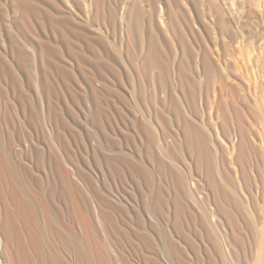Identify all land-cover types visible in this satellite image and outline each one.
Segmentation results:
<instances>
[{"label": "bare ground", "instance_id": "6f19581e", "mask_svg": "<svg viewBox=\"0 0 264 264\" xmlns=\"http://www.w3.org/2000/svg\"><path fill=\"white\" fill-rule=\"evenodd\" d=\"M80 1L82 0H79V2ZM138 1L140 0H137V2ZM137 2L134 0L133 4L127 8L128 10L126 12H124L125 6L123 7V2L120 4L115 3L113 7H111V10L109 8L110 12L107 11L109 12L108 14H110L108 15V19L111 18V20L113 19L114 21L115 18H119L117 20L121 21L119 24L121 23V28L124 30V35H126L128 39V41H126L129 42V46L136 44L135 42H138L136 38H139L138 30H140V23L142 21V5L140 6L141 2L139 4ZM207 2V7H205L206 3L204 4V0H150L152 12L148 19H146L148 30L144 32L141 31L142 41L140 42L141 47L144 48L147 53L146 59H143L144 61L142 64L144 71H148L151 74V94H145L147 96L144 98L148 99L146 101L149 105H152V110L154 109L152 113L154 117H150L154 120L149 118H147L148 120L145 118L141 119L142 122L144 120L146 121L142 123L144 124L143 128L142 125V127L139 125L141 122H135L138 119L132 113L135 109L131 112V119L135 117L136 120H129L130 130H127V133L131 131L132 136L134 135L133 138L135 137V141L131 138V132L124 135L126 132L123 130L124 134H120L122 130L119 129V132L117 128L119 133H115L116 128L114 132L111 124V130L113 131L110 130V134L114 135L115 139H117V143L111 145V142L108 140L109 134L106 133L108 132L106 130L110 122L108 123L109 125L106 123L108 122L106 121L108 116H106L105 108L102 105L103 102L100 99L101 97L99 93L96 92L98 90H93L91 94L86 91H83L84 94L82 93L83 102H81L84 105V109H81L84 111H82V114L85 115L84 119L86 120V116H90L91 121L103 129L105 134L100 130L102 135L105 136L107 134L106 137H108H105L106 139L104 138L106 141L99 140L101 144H98L99 141L98 143L95 142L98 145L96 148V146L94 147L95 143H93L92 137L88 135L91 137V139L89 138V142L91 141L90 145L94 153L91 154V156L95 155L94 157H96L98 161V163L95 162L99 164L101 178L105 180V178L111 174L116 179L124 181L127 185L123 184L122 187L126 185L130 190L129 193H127V189L126 192L124 191V194H130L131 192L132 196H130V194V198L128 195H124L122 190L119 191L122 192L121 194H123V196L119 192V196H115L111 191L112 189L110 190L109 187L107 189L105 188L107 185L105 186L104 180L102 181L105 187L97 188L95 184L94 186L97 189L95 187V189L92 188L93 186L91 189L89 187L90 183L87 182V178L83 179L80 174L81 172L78 173L79 171H76L78 174H73L77 176V179L79 176L81 182V184L78 183L81 187L78 186L76 178L75 182L73 181L72 170L69 168V170L66 169L68 167L66 164L67 162H64L67 166L61 164L65 161L63 157L66 156H60L59 154L55 156L56 152L55 155L53 152V149L59 150L58 152H60V150L66 152L65 148L69 145V143H66L67 141H64L67 139V136H64L66 132H64L65 129L63 130V128L66 127L69 132L74 131L72 130L74 129L73 127L71 129L72 131L67 128V125L70 128V124L67 121H63L66 118L63 117V119H61L63 114L60 115L61 113L57 111L59 104H57V102L55 105L57 107H55L53 105L55 101L52 100L53 93L56 92V86L58 85L56 82L57 80L55 79V81L53 77L59 74L61 78H63L62 76H64L67 69L65 67L67 63L65 62V56L63 54L65 48L62 41L67 45L66 48L71 50L72 53L74 52L75 56H77L78 65L85 73L86 71L93 72L92 69H95L94 72L97 70L98 73L101 72L102 74L108 70L116 71V67H114L111 61L105 59L102 61L101 59L93 64L91 63L92 66H90L83 60L85 56L82 58L84 52L88 54L89 51H91L90 49L93 48L95 43L93 42L91 33L93 34L96 32L93 30L89 33L81 26L82 23L88 22V13L90 9L86 1H83L84 5L82 4L83 6L81 5V8L78 6L79 9L74 7V10H72V6L68 5L69 0H44L39 2L37 0H11L12 11L15 12L16 15L18 14L19 21L22 26L25 27L24 29L28 31L27 34L31 37L29 41L32 40V43L30 42L26 46H28V48L31 47V51L34 55L33 57L37 61V64L35 63L37 68H35V74L32 79V84H34L33 92L35 96L41 100V103H39L42 104V112L40 113H42L43 116H41V118H44L45 124L47 123L50 125V130L47 127L46 129L50 132L48 135L55 148H51L53 151L50 150L52 152L50 155H54V157L52 158V156H49L46 159L42 154L39 155L40 152L38 154V152L34 150L36 144L33 139L24 138L23 143L11 142V144L14 143L11 145V150L13 151V149H15L13 152H18L17 154L13 153L16 155L14 157L11 156L13 154H10L11 152H8L6 149L0 132V264H110L109 260L111 257H113L112 259L115 258L111 260L112 262L117 259V263L127 264L123 256L125 255L124 251L127 252L129 246L125 244V246H123V242L133 247H136L134 245L138 243L136 245H144V248L148 249L145 250L143 248L145 252L139 250L140 252L142 251L141 253L139 252V254H143L141 255L142 264H162L164 261H166L164 262L165 264H238L240 259H242L243 262L240 263V261L239 264L245 262L246 264H264V224L261 227L259 226L261 222L257 224L259 217L262 218V215H264V208L262 207L264 206L262 203L264 201H260V204H262L260 208L262 207L263 210L256 208L257 211L261 210L256 212L258 214L263 211V214L259 215V217L257 216L258 214L255 213L256 217H258V221L255 220V214H252L254 212L248 209V207L247 209L245 208L248 205L252 206V202L250 201L254 198V200L257 201L259 200L258 198H260V200L262 197L264 198L262 188L257 187L260 182L256 178L254 171L253 173L251 171V168L256 167L257 164L259 168L264 165V135L262 134L263 136H261V132H257L258 129L252 130L249 127V120L247 121L249 126H246L247 122H245V115L247 111L245 109L246 112L244 114L243 108L248 109V98L243 96L244 94H241L242 89H240L241 91L239 90V88H243L242 85L245 80L242 79V76H237V71H235L236 68L233 70V66L228 60L226 61L222 56L214 55L212 52L213 50L210 51L211 49H205L208 45L206 46V40H204L205 35H209L208 37L210 38L215 35L216 37H214L219 40V43L222 42L224 44L226 39L234 41V39L238 37L237 34L239 35L245 27L254 26L255 28V26L257 27L258 25L257 23L259 21L262 22L263 19L257 13V0H209ZM97 3L99 4L100 0ZM98 4L97 8L99 5H102ZM125 5L127 4L125 3ZM176 9L179 11L180 20H177L176 22L178 23L175 22V24L173 22V20H175L173 17V20L167 17H169V12L173 13ZM97 13H95V15H97ZM97 16L101 15L99 14ZM4 20L0 12V58L5 60L3 62L5 64L0 63V99H7V102L9 100L12 103L13 97L16 94L18 95L17 98L23 103L26 98L25 95L22 94L24 91L21 92V90H19L18 92L20 82L17 80L18 76L16 78V71L19 69L18 62H20L22 58L21 50L19 51V48L14 46L12 44L13 42L11 43L10 40L7 42L5 31L7 30L8 32L12 25L10 26L8 20ZM3 26L6 30H4L5 28H3ZM249 32L253 34L251 30ZM163 35H166V38L172 35L177 36L179 42L177 45L180 47V55L178 59H176V64L169 70V73L166 70L165 57L163 56V49L167 47L164 40L161 39ZM51 36L52 38L54 37V39H51ZM169 37L166 40L171 42ZM200 38L203 42L205 41V46L202 43L204 48L197 47L200 45H196L197 40ZM58 39L59 41H57ZM127 44L125 43V45ZM135 46L132 51H135ZM170 46L172 47V45ZM126 47L128 48V46ZM25 48L24 50H26ZM129 48L128 50L130 52L131 48ZM208 48H210V44ZM78 52H82L81 55ZM26 53L29 52L26 51ZM132 53L130 54L132 55ZM170 53L174 54L173 52ZM134 55L136 54H133V56ZM173 60L175 61V59ZM232 62L234 63V61ZM29 65L27 67H29ZM25 66L26 65H24V67ZM167 73L170 77L168 79ZM102 76L100 75V77ZM94 77L92 76V79L90 78L89 84L102 83L101 85H103V82L98 78L99 76ZM202 80H205L207 84L218 82L224 86L222 88H228V90L234 94L239 92L240 99L238 100L240 101H238L239 103H236V105L240 104L241 106L235 105V102H237L235 99L237 96L236 94L235 97L233 96L236 100L233 106L239 108L233 107L234 110L232 108V114H227L231 116L228 118L231 121L224 118L225 116L223 117L224 120H221L223 122L220 121V123L224 125L222 126L223 129L221 134L219 133L220 131L217 133L215 130L212 131L211 126V131H209L206 127L207 125L204 124L203 119H201V115L204 113L201 109L203 106L206 107L205 104H203L204 102L201 101L204 97L201 95V91L199 92L203 84ZM137 88H134L136 90L134 93L132 91L133 95H130L132 93L129 95L133 97V101L131 100L132 103L138 106V103L145 101V99L143 98V94V96L141 95V99L144 100H139L141 89L137 91ZM206 90L205 88V91ZM138 92L139 96L135 94ZM206 92L207 94L209 93L208 91ZM134 94L136 96H134ZM207 96L208 95H206V97ZM204 99L206 100V98ZM208 102L206 100V105ZM20 107L22 106L20 105ZM119 108L116 111L118 114L122 111V107ZM20 109L21 108L17 109V116L15 119L18 120L20 126L23 124L24 126L22 127H25V123L27 124L26 120L29 121L28 117L31 118V116H28L27 112L23 109ZM209 109H211V107ZM209 109L207 108V111ZM122 112V116L126 119L128 115H124ZM134 113L137 114L136 112ZM121 114H119L120 117ZM247 114L251 113L247 112ZM58 115H60V117ZM247 116L248 115H246V117ZM140 118L142 117H139V119ZM117 119L116 122L113 121V124L115 123V125H117L123 120L121 119L120 122L117 123ZM126 121H128V119H126ZM126 121L122 122L125 124ZM205 122H208V120ZM209 123H212V121ZM65 124L66 126H64ZM124 124L122 125L124 126ZM46 125L42 124V126ZM126 125L127 124H125L124 129H126V127L129 129ZM120 126L119 128L122 127ZM212 126L214 129H217L215 123ZM27 128L29 127L27 126ZM156 128L160 129L162 132L163 138H161L164 139V141L162 139H160L161 142L159 141L158 135H156L157 133L155 134L154 132L157 130ZM88 132L86 133L88 134ZM117 134H119L118 136H131L129 139L134 142V145L132 144V149H135L132 150V152L130 150L132 156L126 151L127 146H129V142L127 141L128 137H124V139L121 137L116 138ZM64 137L65 139H63ZM78 141L80 140L78 139ZM12 146L14 147L12 148ZM37 147L38 146H36V148ZM49 147L50 143L48 148ZM130 147L128 148L130 149ZM38 148L40 149V147ZM68 148L70 149V147ZM34 151L37 152L35 155L33 153ZM28 152L29 154L32 152L34 157L38 156L39 161L41 160L42 163L40 164L42 165L41 168H37L33 165V162H30L31 158L29 160L30 156L28 157ZM173 152L179 153L180 160L182 159L181 161L183 164L181 168L178 166L179 163H176L177 160L175 161V159H173ZM218 155H222L224 158L221 159V156V158L219 157L221 160L218 159V161L220 160L221 162H216L219 163L220 167H217L218 164L216 165L215 163V159L218 158ZM259 155L263 157V160L260 159L263 161H260L263 163L262 166H260L257 158L255 159V163H258H254L255 166H252L251 162L253 163V159ZM70 158L71 157H69L68 160ZM14 160L19 161L20 164L15 165L16 162L14 163ZM182 168L183 170L181 171ZM259 168L257 169L262 170ZM177 169L180 170H178V173L176 172ZM258 170L256 171L259 172V176L261 175V171ZM34 171H37L36 174H34ZM249 172L251 174H249ZM37 177L40 179V183L42 181L44 185L38 182L39 180H37ZM231 178L234 180L232 182L233 184L230 183L232 181ZM260 178V181H264V173ZM256 179L258 185L256 184ZM93 183L96 182L94 181ZM262 183H260L261 186ZM229 184L232 186L235 184V188ZM254 186L260 188L263 194L260 193L259 195V191L257 194L259 197H257V199V195L251 197L249 195L251 198L249 201L250 204H248V202L246 206H243L242 204H246L249 200L247 195L250 194L252 190L253 192L256 190H254ZM84 187V190H90V195L86 196L87 191L85 192L82 190ZM262 187L264 189V183ZM125 188L123 190H125ZM242 190L247 194H244ZM241 192H243V194ZM87 197H89V199ZM241 197H243V199L246 198L244 199L245 203L242 202L243 200ZM87 199L89 202L91 200L90 205ZM257 201H253V204ZM255 205L257 206L259 203L257 202ZM243 207L248 210L247 213L251 212L249 215H252L253 221L256 222L250 220L249 223H252L248 226L247 224L249 223H247V221L245 222L247 224L244 228L250 227V230L253 228L254 230L256 229V233H254V230H251V233L249 229L245 228L249 230L250 233L248 234H250L251 238H248V235L246 236V232L248 231H245L243 225L240 223V219H243V221H241L243 223L248 217V214L246 216L243 215V213L246 212L242 213V211L245 210ZM240 208L243 209L241 212L239 211ZM121 210L124 211L126 215L130 216L127 217L123 215L124 213L122 214ZM252 210L255 211V208H252ZM240 213L244 217H242V215L240 216ZM131 216L134 219H131ZM250 216L248 218L252 219ZM133 220L137 223L131 228V221ZM129 221L130 224L128 223ZM160 221L168 223L169 226H167L166 223L164 224V228H171L169 231L170 239H167L169 242L165 239L168 246L164 245H167V243H164L162 238L163 241H160L159 244L156 241V246L160 245L161 247V243H164L162 246L165 248L163 249V247H161V250L159 247L157 249L152 248L154 244L151 242H154L155 239L152 241L150 239V237L154 236L151 235V231L154 229L157 230L158 223L161 226L162 222ZM189 224L193 226L195 234H192L195 235V238H192L194 235H190L192 229L190 227L191 230H189V226H191ZM256 225H258L259 228ZM160 226L158 228H160ZM151 228L153 229L151 230ZM156 233L154 234L156 235ZM190 236L195 242H191L193 248L189 244L193 249L192 251L189 249L187 243ZM164 237H166V234ZM102 238H104V240ZM252 238L256 239L254 243L252 242ZM106 242L108 243L106 244ZM109 242L112 244V248ZM149 242L153 244L149 246V248L157 251H149L151 250L147 247L150 244ZM255 242L257 245L254 254L253 244H255ZM121 245L124 250L121 249ZM114 247H116L117 252ZM118 248L123 250V252H118L120 251ZM108 249L109 251L113 249V251H111L115 253L116 257H114L115 255L113 253V255L109 257L111 252H109L108 256ZM146 251H149V253H146ZM160 251L164 253L167 251V256L162 255L164 253ZM158 252L165 258L164 261V258H161L163 261L162 263H160L161 259L158 257L160 253ZM122 253H124L123 256ZM152 253H155V256L158 257L160 262L158 259H154L155 256L150 257L148 255H152ZM136 254V256H139L137 252ZM156 254L159 255L157 256ZM139 257L135 258L139 259ZM136 259L135 261L130 260L131 263H141L140 259V262ZM132 260H134V258H132Z\"/></svg>", "mask_w": 264, "mask_h": 264}, {"label": "rangeland", "instance_id": "374dc122", "mask_svg": "<svg viewBox=\"0 0 264 264\" xmlns=\"http://www.w3.org/2000/svg\"><path fill=\"white\" fill-rule=\"evenodd\" d=\"M38 2L39 1H44V0H37ZM83 1H86V3H87V5L89 6V13H88V22L87 23H82V25L81 26H83V28H84V30H86L87 32H89V33H91L93 30L94 31H96V32H94L93 34L91 33V37H92V39H93V42L95 43L94 45H93V48L92 49H90L91 51H89V53L87 54V53H83V55H82V58H83V60L84 61H86L85 63L86 64H88V65H90V66H92V64L94 63V62H96L97 60H101L102 59V61L105 59V60H107V61H111V63L112 64H114V67H116L115 68V70L116 71H109V73H108V71L107 72H105V73H101V72H99L98 73V71L96 70L95 72H94V70L95 69H92L93 70V72H90V71H86V73H85V71L83 70V69H81L80 67H79V63H78V58H77V56H75V54H74V52L72 53L71 52V50H68L67 48H66V44H65V42L64 41H62L64 44V50H63V54H64V56H65V62L67 63L66 65H65V67L67 68L66 69V71H65V74H64V76H62L63 78H61V75H59L58 74V76L56 75H54V77H53V79L58 83V85L56 86V92H54L53 93V98H52V100H54L55 102V104L53 103V105L55 106L56 105V103L57 104H59L58 105V107L57 106H55V107H57L58 108V113L60 112L61 114L60 115H62V117H61V119H63V117L64 118H66L65 120H63V121H67L69 124H70V128H69V126L67 125V128L68 129H70V131H72V130H74V131H72V132H69V130H67L66 129V127L65 128H63V130L65 129V131L64 132H66V133H64V136L66 137L67 136V139H65V137L63 138V139H65L64 141L68 144L69 143V145H67L66 146V148H68V147H70V149L68 148V149H66L65 148V150H66V152L64 151V150H60V152H58L59 150H55V149H53V144L51 143V138H50V136L48 135L50 132L46 129V127L50 130V125H48L47 123V125L45 124V120H44V118H41V116H43L42 115V113H40V112H42L41 111V107H42V104H39V103H41V100L40 99H38L37 98V96H35V94H34V92H33V90H34V84H32L33 82V77H34V74H35V68H37V61H36V59L33 57L34 55H33V53H32V51H31V47H29L28 48V46H26L27 44H29L31 41H29L30 40V36L27 34V30L26 29H24L25 27L24 26H22V24H21V22L19 21V19H18V14L16 15V13L15 12H13L12 11V5H11V0H0V12H1V14H2V19L4 20V19H6V20H8L9 21V23H10V26H11V29L10 30H8V32H7V30H6V28L3 26V28H5L4 30H6L5 31V34L7 35L6 37H7V42H9V40H10V42L14 45V46H16V47H18L19 48V51L21 52V56H22V58H21V60H20V62H18V65H19V71L17 70L16 71V78H17V76H18V78H17V80H18V82H20V86H19V89H18V92H19V90H21V92L22 91H24V93L22 92V94H24L25 95V98H26V102L24 101L23 103L17 98L18 97V95H14V97H13V100H12V103L8 100V102L4 99L3 100V98L2 99H0V132H1V134H2V140H3V143H4V145H5V147H6V149L8 150V152L10 151L11 153L10 154H17L18 152L16 151V152H13V151H15V149H13V151L11 150V145H13L14 143H12L11 144V142L12 141H14V142H16V143H18V142H20V143H23V139L24 138H30V139H33L34 140V143L36 144V146H38V147H40V149L37 147L36 148V146H35V149L34 150H36L37 152H38V154H39V152H40V154L39 155H41L42 154V156H44V158H48L49 156H52V158L54 157V155H55V152H56V155L55 156H57L58 154L61 156V155H63V156H66V157H63V158H65V161H61L62 163L61 164H64V162L68 165V167L66 168V169H70V170H72V174L74 173V174H78V173H80L81 175H82V177H83V179H86L87 178V182H89L90 184V188L92 187V188H94L95 186V184H96V187L98 188V187H100V188H102V187H105L106 185H107V187H105L106 189L109 187L110 188V190L112 191V193L113 194H115V196H119V193L121 194L122 192H123V194H124V191L126 192V190L128 189V187L126 186L127 184L124 182V181H122V180H119V179H116L115 177H113L111 174L109 175V176H107L106 178H105V180L107 181H105L103 178H101V171H99L100 169H99V164H97L98 163V161H97V159H96V157H94L95 155H92L91 156V154H94L93 152H92V147H91V145H90V142H89V138L91 139V137H92V141H93V143H95V142H97L98 143V141L100 140V141H104L106 138H108V137H106V135L105 136H103L102 135V133H101V131L100 130H102V132H103V129H101V127H99L98 125H96L93 121H91V118H90V116H86V120L84 119L85 117V115L84 114H82L84 111H83V109H84V105H83V100H82V93H83V91H86V92H88L89 94H91L92 92H93V90H98V91H96V92H98L99 93V95H100V99H101V101L103 102L102 103V105L104 106V108H105V113H106V116H108V120L106 119V121H108V122H106L107 124L110 122V125H109V127H107V130L106 131H108V132H106V133H108L109 135V141L111 142V145H114V143L116 144L117 142H116V140L117 139H115V136L114 135H112V134H110L111 132H110V130L113 128V130L116 128V132H115V130H114V132L115 133H117L118 131H117V128H118V130L120 129V130H122L121 132H120V130H119V132H120V134H124V131L123 130H125V134L124 135H126V134H129V132H131V131H128V133H127V130H130V121H132V120H136L135 119V117H133V119H131V117H132V114H131V112L134 114V116H136V118H138L135 122H141L140 124L139 123H137V124H139L140 126L142 125L143 126V128H144V124H142L143 122H142V120L141 119H143V118H145L146 120H148L147 118H149V119H151L150 117H154V114L152 115V113L154 112V109L152 110V105L150 104L149 105V103L146 101V100H148V99H146V98H144V97H146L147 95H145V94H148V95H150L151 94V74L148 72V71H144V67H143V59H146L145 57L147 56V53L145 52V49L144 48H142L141 47V42L140 41H142V34H141V31L142 32H144V31H146V30H148V23H147V21H146V19H148V17H149V15H151L150 13L152 12L151 11V4H150V0H140V1H138L137 2V0H136V2L139 4L140 2H141V4H140V6L142 7V12H141V23H140V30H138V33H139V38H136V39H138L137 41L138 42H135L136 44H133L135 47H136V49H135V51H132L133 50V47L130 45L129 46V42H127L128 41V39H127V37H126V35H124V30L121 28V23L119 24V22H121V21H118L117 19H119V18H115L114 19V21H113V19L111 20V18L110 19H108L109 18V16L108 15H110V14H108L109 12H110V10H111V7H113V5L115 4V3H117V4H120L121 2H123V7L125 6V11L124 12H126L128 9V7L131 5V4H133V2H134V0H100V3L99 4H102L101 6L97 3V2H99V0H82V1H80L79 2V0H69V6H72V10H74V7L75 8H77V9H79L78 8V6L80 7L82 4H83ZM113 1V2H112ZM120 1V2H119ZM133 1V2H132ZM146 1V2H145ZM207 1H209V0H204V4H205V7H207V4H208V2ZM103 2V3H102ZM125 3L127 4V5H125ZM148 3V4H147ZM259 3V4H258ZM97 4L99 5V7L98 8H100V9H98L97 8ZM108 4V5H107ZM84 5V4H83ZM82 5V6H83ZM147 6H149V7H147ZM258 6V7H257ZM81 8V7H80ZM108 8V9H107ZM109 8H110V10H109ZM149 8H150V10H149ZM256 8H257V13H258V15L259 16H261L262 17V22L261 21H259L257 24L259 25H257V27L255 26V28H254V26H252V27H245V29L243 30V31H241V33L238 35L237 34V38L236 39H234V41H230V39L228 40V39H226L225 41H224V44L222 43V42H220L219 43V40L217 39V38H215L216 36L215 35H213L211 38H212V40H211V38L210 37H208L207 35H205L204 36V40H206V46L207 47H205V49H211L210 51H212L213 52V54L214 55H219L220 57L222 56L223 58H225V60L227 61L228 60V62L233 66V70L236 68V70L235 71H237L236 72V74H237V76H242V79H244L245 80V82L243 81V85H242V87L243 88H239V90L240 89H242V91H241V94L243 95V96H246L247 98H248V100H247V98H246V100H247V106H249L248 107V109L247 108H243L244 110V114H245V112L247 111L248 113L250 112L251 114H247V112H246V115H248L247 117H246V115H245V118L247 119H245V122H247L248 120H249V125H248V122H247V127L249 126L252 130H257V132L259 131V133H260V135L261 136H263L264 135V0H257V3H256ZM6 10H8V11H6ZM98 10V11H97ZM177 10V9H176ZM175 10V12H173V13H170L169 12V17H167L168 19L169 18H174L175 20H173V18H172V20H173V22L175 23L177 20L179 21L180 20V17H179V11L177 10L176 11ZM99 11H100V13H99ZM107 11H109V12H107ZM101 15V16H97V15H99L98 13ZM104 12V13H103ZM95 13H97V15H95ZM148 14V15H147ZM172 16H171V15ZM175 14V15H174ZM167 15V16H168ZM16 16V17H15ZM96 16V17H95ZM8 17V18H7ZM103 18V19H102ZM96 19H97V21H96ZM100 19H102V20H100ZM96 23H95V22ZM146 21V22H145ZM4 22H5V20H4ZM176 23H178V22H176ZM175 23V24H176ZM132 24V23H131ZM15 25V26H14ZM84 25H85V27H87V28H85L84 27ZM88 25V26H87ZM104 25V26H103ZM112 25V26H111ZM16 27V28H15ZM120 29H119V28ZM2 28V29H3ZM107 28V29H106ZM113 28V29H112ZM252 28H254V29H252ZM247 29H250L251 30V32H253V34L252 33H250L249 31L250 30H247ZM256 29V30H255ZM4 30H3V32H4ZM12 30V31H11ZM89 30V31H88ZM114 30V31H113ZM254 30V31H253ZM248 31V32H247ZM11 32H13V33H11ZM118 32H120V33H118ZM257 32V33H256ZM25 33V34H24ZM96 33V34H95ZM137 33V34H138ZM249 33V34H248ZM100 34V35H99ZM14 35V36H13ZM17 35H18V38H17ZM164 36V35H163ZM162 36V37H163ZM166 36V35H165ZM161 37V39H163L164 40V42H165V44H166V48L165 49H163L164 51H163V56L165 57L164 58V60H165V66H166V70L168 71V73H169V70L171 69V67H173V65H175L176 64V59H178V57H179V55H180V47H179V45H177V44H179V42H178V37L177 36H175V35H172V36H168L170 39V41L171 42H169L168 40H166V39H168V37L166 38V37ZM174 36V37H173ZM215 36V37H214ZM50 37V36H49ZM97 37V38H96ZM138 37V36H137ZM213 37H214V39H213ZM16 38V39H15ZM6 39V38H5ZM24 39V40H23ZM51 39H54V37L52 38V36H51ZM100 39V40H99ZM172 39V40H171ZM201 39V38H200ZM197 40V43H196V45H200V46H197V47H201V48H204V46H205V43L203 42V40L201 39V40ZM208 39V40H207ZM20 40V41H19ZM95 40V41H94ZM127 40V41H126ZM217 42H216V41ZM57 41H59V39L57 40ZM61 41V40H60ZM102 41V42H101ZM173 41H174V43H173ZM189 41H191V40H189ZM21 44H20V43ZM27 42V43H26ZM19 43V44H18ZM32 43V42H31ZM125 43L127 44V45H125ZM202 43H203V45H202ZM23 44H24V46H23ZM99 44V45H98ZM209 44H210V48H208L209 47ZM214 44V45H213ZM217 44V45H216ZM222 44V45H221ZM21 45V46H20ZM170 45H172V47L170 46ZM1 46V45H0ZM126 46H128V48L130 47H132L130 50V52H129V50H128V48L126 47ZM170 46V47H169ZM194 46H195V44H194ZM224 46V47H223ZM26 47V48H25ZM127 48V50H128V52H127V50H126V48ZM141 47V48H140ZM24 48L26 49V50H24ZM97 48V49H96ZM174 48V49H173ZM172 49V50H171ZM178 51H176V50ZM175 50V51H174ZM26 51H28L29 53H26ZM31 51V52H30ZM108 54H107V53ZM133 52V53H132ZM135 52V53H134ZM141 52V53H140ZM170 52H173L174 54H172V53H170ZM25 53V54H24ZM78 53H80V55H81V53L82 52H78ZM130 53H132V55L130 54ZM140 53V54H139ZM167 55H166V54ZM177 53V54H176ZM217 53V54H216ZM219 53V54H218ZM74 54V55H73ZM106 54V55H105ZM127 54V55H126ZM133 54H136V55H134L133 56ZM146 54V55H145ZM223 54V55H222ZM100 55V56H99ZM126 55V56H125ZM144 57H143V56ZM171 55V56H170ZM25 56V57H24ZM229 56V57H228ZM140 57H141V60H142V62H141V60H140ZM169 57V58H168ZM177 57V58H176ZM34 58L35 59V62H34V59H33V62H32V59ZM76 58V59H75ZM88 58V59H87ZM168 58V59H167ZM1 59V58H0ZM173 59H175V61L173 60ZM232 59V60H231ZM87 60H89V61H87ZM118 60H121V61H118ZM169 60V61H168ZM172 60V61H171ZM1 62L0 63H3L5 60L4 59H1L0 60ZM117 61V62H116ZM232 61H234V63L232 62ZM77 62V63H76ZM88 62V63H87ZM119 62V63H118ZM232 62V63H231ZM36 63V64H35ZM92 63V64H91ZM3 64H5V63H3ZM30 64V65H29ZM70 64V65H69ZM75 64V65H74ZM77 64V65H76ZM122 64V65H121ZM137 64V65H136ZM167 64V65H166ZM24 65H26L25 67H24ZM29 65V67H27ZM72 65V66H71ZM124 65V66H123ZM141 65H142V67H141ZM168 65H169V67H168ZM172 65V66H171ZM35 66V67H34ZM235 66V67H234ZM74 67V68H73ZM79 67V68H78ZM125 69H124V68ZM26 71H25V70ZM251 69V70H250ZM28 70V71H27ZM32 70V71H31ZM71 70V71H70ZM73 70V71H72ZM80 70H81V72H80ZM120 70V71H119ZM137 70V71H136ZM250 70V71H249ZM255 71V72H253V71ZM118 71V72H117ZM143 71V72H142ZM80 72V73H79ZM88 72H90V73H88ZM138 72V73H137ZM167 73V79L168 78H170L169 77V74ZM254 75H252V74ZM259 73V74H258ZM93 74H95V75H93ZM98 74V75H97ZM117 76H116V75ZM139 74V75H138ZM68 75V76H67ZM100 75L102 76V77H100ZM114 75V76H113ZM145 75V76H144ZM12 76V75H11ZM10 76V77H11ZM66 76V77H65ZM71 76V77H70ZM86 76V77H85ZM93 76H99L98 78L101 80V82H103V85H105V86H103V85H101L100 83H96V84H94L93 83V85H91V84H89V81L92 79L91 77ZM107 76V77H106ZM258 76V77H257ZM13 77V76H12ZM85 77V78H84ZM91 79H90V78ZM141 78V80H140V78ZM95 78V77H94ZM102 78V79H101ZM62 81H61V80ZM73 79V80H72ZM89 79V80H88ZM138 79V80H137ZM21 80V81H20ZM65 80V81H64ZM75 80V81H74ZM74 81V82H73ZM111 81V82H110ZM119 83H118V82ZM138 81V82H137ZM63 82H65V83H63ZM80 82V83H79ZM141 82V83H140ZM202 87H201V89H199V92L201 91V95L204 97V98H206V100H207V102H208V104L206 105V100L203 98V100L201 99V101L202 102H204L203 104H205V106L206 107H204L203 106V108L201 109L204 113H202V118L201 119H203V121H204V124H206L207 126V128H208V130L209 131H213V130H215L216 131V133L217 132H219L220 134H221V131H222V126H224V125H222L223 123H220V121L221 120H224L223 119V117L224 118H226V119H228L229 117H231V116H229V115H231L232 113L231 112H233V110H234V108H237V107H235V106H233L234 104V102L237 100V102H235V105H236V103L238 104L239 102L238 101H240V100H238V99H240V96H239V92L237 93H232L230 90H228V88H222V87H224V86H222L220 83H218V82H215V83H209V84H207L206 82H205V80H202ZM206 83V84H205ZM32 84V85H31ZM245 84V85H244ZM72 85V86H71ZM77 85H78V87H77ZM95 85V86H94ZM139 85H141V86H139ZM142 85H143V87H142ZM221 85V86H220ZM66 86V87H65ZM90 86H92V87H90ZM211 86V87H210ZM220 86V87H219ZM33 87V88H32ZM72 87V88H71ZM93 87H94V89H93ZM104 89H102V88ZM109 87V88H108ZM138 87V88H137ZM140 87V88H139ZM142 87V88H141ZM240 87V86H239ZM59 88V89H58ZM137 88V91H139V89H141L140 91H141V93L139 94V92L138 93H135V94H137V96H139L140 98H139V100L142 98V96H143V94H144V96H143V98L145 99V101H146V103H145V101H142V100H144V99H141L140 101H142L141 103H138L139 105L137 106V105H135V104H133L132 103V101H133V97L131 96L130 97V95H133V93H134V91H136L135 89ZM148 88V89H147ZM204 88V89H203ZM205 88L207 89L206 91H208L209 93L207 94V92L205 91ZM75 91H74V90ZM107 91H106V90ZM72 90V91H71ZM90 90H91V92H90ZM148 90H149V92H148ZM210 90H212V91H210ZM225 90V91H224ZM110 91V92H109ZM129 91V92H128ZM132 91H133V93H132ZM203 91V92H202ZM143 92V93H142ZM121 93V94H120ZM130 93H132V94H130ZM28 96H27V95ZM84 94V93H83ZM104 94V95H103ZM109 94V95H108ZM118 94V95H117ZM120 94V95H119ZM130 94V95H129ZM134 94V96H136ZM139 94V95H138ZM236 94H237V96H236ZM102 95V96H101ZM119 96V97H117V96ZM142 95V96H141ZM205 95V96H204ZM206 95H208L207 97H206ZM201 96V97H202ZM214 96V97H213ZM235 97V99H234V97ZM106 97H108V98H106ZM150 97V96H149ZM233 99H232V98ZM15 98V99H14ZM77 98V99H76ZM113 98V99H112ZM132 98V99H131ZM210 98V99H209ZM18 99V100H17ZM79 99V100H78ZM112 99V100H111ZM77 100V101H76ZM127 100H129V101H127ZM132 100V101H131ZM210 100H211V102H210ZM40 101V102H39ZM82 101V102H81ZM122 101V102H121ZM123 101H124V104H123ZM233 101V102H232ZM11 104H10V103ZM19 102H21V103H19ZM143 102H144V104H143ZM4 103V104H3ZM25 103V104H24ZM82 103V104H81ZM106 103V104H105ZM112 103H113V105H112ZM212 103V104H211ZM14 105V107H13V105ZM16 104V105H15ZM19 104V105H18ZM30 104V105H29ZM78 104V105H77ZM130 104V105H129ZM5 105H6V107H5ZM11 106V108H10V106ZM20 105L22 106V107H20ZM148 105V106H147ZM209 105V106H208ZM211 105V106H210ZM4 106V107H3ZM94 106V105H93ZM93 106H92V109H93ZM113 106V107H112ZM122 107L121 109H122V111H120V113L119 114H121V112L125 115H128V117H130V118H128L127 116H126V119H128V121H126V119L124 118V116H122V114H121V117H120V115L116 112L117 110H118V108L119 107ZM127 106H129V107H127ZM208 106V107H207ZM236 106H241L240 104L239 105H236ZM60 107V108H59ZM69 107H70V109H69ZM114 107H116V108H114ZM146 107V108H145ZM211 107V109H209ZM234 107V108H233ZM238 107V108H239ZM18 108H21V109H23L25 112H27V114H28V116H31V118L30 117H28L29 118V121L28 120H26L27 121V124L25 123V127H22V126H24L23 124H21V126H20V124L18 123V120L17 119H15V117L17 116L16 114H17V109ZM25 108V109H24ZM81 108H83V109H81ZM125 108V109H124ZM147 108H148V110H147ZM207 108L209 109L208 111H207ZM232 108H233V110H232ZM237 108V109H238ZM15 109V110H14ZM20 109V110H21ZM73 109V110H72ZM120 109V108H119ZM242 109V108H241ZM245 109H246V111H245ZM4 110V111H3ZM9 110V111H8ZM29 110V111H28ZM125 110V111H124ZM146 110H147V112H146ZM232 110V111H231ZM249 110V111H248ZM6 111V112H5ZM14 111V112H13ZM35 111V112H34ZM70 111V112H69ZM83 111V112H82ZM228 111H229V113H228ZM253 113H252V112ZM119 112V111H118ZM125 112V113H124ZM134 112H136L137 114H135ZM158 112V111H157ZM160 112V111H159ZM211 112V113H210ZM221 112V113H220ZM13 113V114H12ZM21 113H22V111H21ZM130 113V114H129ZM147 113V114H146ZM149 113V114H148ZM208 113V114H207ZM36 114H37V116H36ZM112 114V115H111ZM204 114V115H203ZM218 114V115H217ZM227 114H229V115H227ZM5 115V116H4ZM60 115H58L59 117H60ZM117 115V116H116ZM210 115V116H209ZM255 115V116H254ZM68 116V117H67ZM112 116V117H111ZM138 116V117H137ZM206 116H208V117H206ZM226 116H228V117H226ZM115 117V118H114ZM119 117H120V120L121 119H123V120H121V122L123 121H126L125 122V124H127L126 126H128L129 127V129H127V127H126V129H124L125 128V124L122 122H120V120H119ZM139 117H142V118H140L139 119ZM32 118H33V120H32ZM118 118V119H117ZM207 118V119H206ZM211 119V120H209V119ZM218 118V119H217ZM113 119V120H112ZM116 119L118 120L117 121V123L118 122H120V123H116L117 125H115V123L113 124V121H115L116 122ZM153 119V118H152ZM151 119V120H152ZM213 119V120H212ZM44 120V121H43ZM110 120V121H109ZM130 120V121H129ZM139 120V121H138ZM154 120V119H153ZM208 120V122H205V121H207ZM229 121H231L230 119H228ZM41 121H42V123H41ZM210 121H212V123H209ZM216 121H217V123H216ZM8 122V123H7ZM128 122V123H127ZM146 122V121H145ZM215 123V127L218 129H214V127L212 126L214 123ZM221 122H223V121H221ZM208 123V124H207ZM251 123V124H250ZM253 123V124H252ZM42 124L43 125H46V126H42ZM64 124V123H63ZM111 124H112V128H111ZM122 124H124V126L122 125ZM210 124V125H209ZM212 124V125H211ZM31 125V126H30ZM122 127H121V126ZM218 125V126H217ZM221 125V126H220ZM27 126L29 127V128H27ZM64 126H66V124L64 125ZM119 126L122 128H119ZM141 126V127H142ZM210 126L213 128H211V130H210ZM253 126V127H252ZM44 127V128H43ZM72 127L74 128V129H72ZM9 128V129H8ZM221 128V129H220ZM250 128H248V129H250ZM7 129V130H6ZM28 130V131H26V130ZM45 129V130H44ZM72 129V130H71ZM157 129V128H156ZM155 129V130H156ZM250 129V130H251ZM6 130V131H5ZM9 130V131H8ZM25 130V131H24ZM68 132H67V131ZM93 130V131H92ZM113 130H111V131H113ZM36 131V132H35ZM76 131H78V132H76ZM89 131V132H88ZM159 131V132H158ZM86 132H88V134L86 133ZM113 132V133H114ZM118 132V133H119ZM155 132V134L156 135H158L157 137H158V139H159V141L161 142V140L160 139H162L163 137H162V132L160 131V129H157L156 131H154ZM263 132V133H262ZM27 133V134H26ZM104 133V132H103ZM255 133V132H254ZM105 134V133H104ZM131 134V136H132V132L130 133ZM258 134V133H257ZM263 134V135H262ZM25 135V136H24ZM37 135V136H36ZM78 135H79V138H78ZM88 135H90V136H88ZM94 135V136H93ZM119 134H117V137L116 138H119V137H121V138H123L124 139V137H128V135L127 136H124V135H120V136H118ZM259 135V134H258ZM8 136V137H7ZM114 136V137H113ZM123 136V137H122ZM131 136H129L127 139V141L129 142V146H127V148H126V151L127 152H129L130 154H131V152H132V150H135V149H132L133 148V143L134 142H132L129 138L131 137ZM134 136V135H133ZM133 136L131 137L132 139H133V141H135V137L133 138ZM37 137V138H36ZM106 137V138H105ZM113 137V138H112ZM160 137V138H159ZM162 137V138H161ZM36 138V139H35ZM49 138V139H48ZM83 138V139H82ZM105 138V139H104ZM121 138H120V140H121ZM263 138H264V136H263ZM10 139H12V140H10ZM78 139L80 140V141H78ZM103 139V140H102ZM111 139V140H110ZM36 140V141H35ZM38 140V141H37ZM95 140V141H94ZM163 141H164V139H162ZM99 141V143L98 144H101V142ZM106 141V140H105ZM6 142V143H5ZM110 142H108V143H110ZM132 142V143H131ZM49 143H50V147L48 148V146H49ZM81 143V144H80ZM97 143H95L94 144V147L96 146V148H97ZM10 144V145H9ZM102 144H103V142H102ZM133 144V145H132ZM10 147H9V146ZM15 146V145H14ZM14 146H12V148L14 147ZM85 146V147H84ZM131 146V147H130ZM128 147H130V149L128 148ZM10 148V149H9ZM54 150H52V149ZM55 148V147H54ZM134 148H135V146H134ZM72 149V150H71ZM39 150V151H38ZM50 150H52L53 152H54V155H50V154H52V152L50 151ZM130 150H131V152H130ZM36 151H34L33 153H34V155H35V153H37ZM61 151H64V152H61ZM97 151V150H96ZM51 152V153H50ZM58 152V153H57ZM33 153L32 152H30V154H29V152H28V157H29V160H30V158H31V160H30V162H33V165H35L37 168H41V166L42 165H40V164H42L41 163V160L39 161V158H38V156H35L34 157V155H33ZM48 153V154H47ZM177 153L178 152H173V155H172V157H173V159H175V161H176V163H179L178 164V166H180V168H181V165H183L182 164V159L180 160V155H179V153H178V155H177ZM11 155V156H16V155ZM65 154V155H64ZM129 154V155H130ZM32 156V157H31ZM68 156V157H67ZM130 156H132V154L130 155ZM177 156H179V157H177ZM221 156L222 155H218L216 158L217 159H215V163L216 162H221L220 160L221 159H224L223 158V156H222V158H221ZM260 156V155H259ZM256 156L253 160V163L251 162V165L253 166H255V164H257L258 162L260 163V166H262V164L264 163L263 161V157L262 156ZM37 157V158H36ZM59 157V156H58ZM69 157H71L69 160H68V158ZM176 157V158H175ZM221 159H220V158ZM51 158V157H50ZM61 158V157H60ZM257 158V160H259L257 163H255L256 162V159ZM14 159V158H13ZM12 159V160H13ZM62 159V158H61ZM60 159V160H61ZM218 159H220L219 161H218ZM260 159H262V160H260ZM37 160V161H36ZM63 160V159H62ZM70 161V162H69ZM74 161V162H73ZM97 163H96V162ZM260 161H262L263 163H261ZM14 163H15V165L16 164H20L19 163V161H16V160H14L13 161ZM72 162H73V164H72ZM181 162V163H180ZM70 163V164H69ZM255 163V164H254ZM77 165V166H75V165ZM218 164V165H217ZM65 165V164H64ZM67 165H65V166H67ZM216 165H217V167L219 166V163H216ZM221 165V164H220ZM18 166V165H17ZM64 166V167H65ZM259 165L257 164L256 165V167L257 168H259L258 167ZM264 166V165H263ZM260 167L263 171H264V167ZM77 167V168H76ZM183 167V166H182ZM220 167V166H219ZM256 167H252L251 168V171H252V173H253V171H254V174H255V176H256V178L258 179V181L260 182V183H264V181L263 180H261L260 181V177L262 176V174L264 173L262 170H258ZM72 168V169H71ZM184 168V167H183ZM183 168L181 169V171L183 170ZM254 168V169H253ZM259 168V169H260ZM68 169V170H69ZM74 169V170H73ZM258 170V171H261V175H259L258 176V173L259 172H257L256 170ZM179 169H177V173L180 171H178ZM192 170H194V169H192ZM75 171V172H74ZM78 173H77V172ZM35 173L34 174H36V172L37 171H34ZM85 172V173H84ZM257 172V173H256ZM74 174L72 175L73 177V181L75 182V178H76V183H77V185L78 186H80L79 184H81V182H80V179H79V176H78V179H77V176L75 175L74 176ZM79 174V175H80ZM176 174V173H175ZM249 174H251L250 172H249ZM84 175V176H83ZM95 175V176H94ZM100 175V176H99ZM87 176V177H86ZM97 177V178H96ZM92 179V180H91ZM112 179H114V180H112ZM232 179V178H231ZM257 179H256V184L258 185V181H257ZM37 180H39L38 182L40 183V179H38V177H37ZM102 180H104V182H105V186H104V183H103V181ZM79 181V182H78ZM96 182V183H93V182ZM115 181V182H114ZM231 181V180H230ZM234 180L232 179V181L230 182L231 184H233L232 182H233ZM102 182V183H101ZM79 183V184H78ZM119 183V184H118ZM235 183V182H234ZM259 183V185L257 186V187H260V188H262V190H263V193H264V189H263V183H262V186H261V184ZM40 184H43V182L41 181V183ZM100 184H101V186H100ZM121 184V185H120ZM123 184H126L124 187H122L123 186ZM231 184H229L230 186H232ZM44 185V184H43ZM43 185H42V187H43ZM99 185V186H98ZM103 185V186H102ZM109 185V186H108ZM115 185H116V187H115ZM122 188H121V187ZM234 186H235V184H234ZM234 186H232V187H234ZM81 187V186H80ZM95 187V188H96ZM120 187V188H119ZM125 187H127V188H125ZM231 187V188H232ZM255 188H254V192H253V190L250 192V194H248L247 196L249 197V195H250V197L251 196H256L257 194H258V192L260 191V188H257L256 186H254ZM91 188V189H92ZM94 188V189H95ZM96 188V189H97ZM99 188V189H100ZM118 189V191H117V189ZM125 188V190H123ZM235 188V187H234ZM45 189V188H44ZM85 189V187L84 188H82V190H84ZM89 190V189H88ZM115 190V191H114ZM122 190V192H120V191ZM85 192L87 191V190H84ZM90 191V190H89ZM89 191H87V193H86V196H88V195H90V192ZM117 191V192H116ZM129 189H128V191H127V193H129ZM242 191H244V190H242ZM84 192V193H85ZM88 192H89V194H88ZM119 192V193H118ZM253 192V194L251 195V193ZM83 193V192H82ZM117 193H118V195H117ZM124 194V195H128V197H130V196H132V194H131V192H130V194ZM242 194H243V192H241ZM247 193H248V189H247ZM247 193H245V191H244V194H247ZM255 193V194H254ZM260 193H261V191L259 192V195H260ZM263 193H261V194H263ZM123 194H121L122 196H123ZM130 195V196H129ZM259 195H257L256 196V199H257V197H259ZM264 195V194H263ZM242 196V195H241ZM262 196V195H261ZM260 196V197H261ZM246 197V196H245ZM248 197H247V199H248ZM249 197V200L246 202V204H242L243 206L245 205H247V203L251 200V198ZM88 199H89V197H87ZM131 198V197H130ZM88 199H87V201H88ZM241 199L243 200L242 202H244L245 203V200L244 199H246V198H244L243 199V197H241ZM253 199V198H252ZM255 199V198H254ZM252 200V201H250V202H252V206L251 205H248V206H246L245 208L247 209V207H248V209H250L251 211H253L254 213H252V214H255L256 212H259V211H261V210H263L262 209V207L264 208V206H262V204H260V201H264V198L262 197V199L260 200V198H258L259 200L257 201V200ZM140 200V199H139ZM141 200H142V198H141ZM253 201H257L258 203H259V205H255V204H257V202H255L254 204H253ZM250 202L248 203V204H250ZM88 203H89V205L91 204V200H90V202L88 201ZM263 203V205H264V202H262ZM251 206V207H250ZM260 206H262L261 208H260ZM244 208V207H243ZM244 208V209H245ZM252 208L254 209L255 208V211L254 210H252ZM256 208H259V209H261V210H259V211H257V209ZM241 209V208H240ZM239 209V211L241 212L243 209H241L240 210ZM244 210V211H242V213L243 212H245V213H243V215L244 216H246L247 214V216L249 217L250 215H249V213H251V212H249V213H247L248 212V210ZM91 210V209H90ZM122 211V210H121ZM264 211V210H263ZM263 211H262V213L260 212L259 214L258 213H256V214H258L257 216L259 217V215H261V214H263ZM124 213V211H122V214ZM256 214H255V220H257L258 221V217H256ZM123 215H126L125 213L123 214ZM242 214L240 213V216H241ZM242 215V217H244ZM127 217H129L128 215H126ZM252 216V215H251ZM250 216V217H251ZM263 216L264 215H262V218H263ZM247 217V219L246 220H244V224L241 222V221H243V219H240V223L243 225V228H244V226L247 224V223H249L250 222V220H252V222H255V221H253L254 219L252 218V219H250V218H248ZM125 218V217H124ZM131 219H134V218H132V216L130 217ZM246 218V217H245ZM262 218H260L259 217V221L257 222V224H259V222H261V224H259V226L261 227L263 224H264V218H263V220H262ZM249 220V221H248ZM261 220V221H260ZM247 221V223H245ZM160 222H162L161 223V226H160V224L158 223V227L160 226V228H158L157 226H155V227H157L156 229L157 230H152L153 228H151V235H154V236H152V237H150V239H151V241L152 240H154V242L152 241L151 243H153V244H151L150 242V244L147 246L148 248H149V246H152V248H154V249H157L158 247H159V249L161 248V247H163V249L165 248L164 246H162L164 243H167L166 242V240L169 238V236H170V234H169V231L171 230V228L170 227H165L164 228V224H166V223H163V221H160ZM165 222V221H164ZM251 222V223H252ZM129 224H130V221L128 222ZM131 228L137 223H135V221L133 220V221H131ZM251 223H249V224H247V226L248 225H251ZM256 223V222H255ZM192 224V223H191ZM191 224H189V225H191ZM155 225V224H154ZM193 225V224H192ZM189 226V230H191L192 229V232H190V235H194L195 234V231L193 230V226ZM153 226V225H152ZM151 226V227H152ZM167 226H169L168 225V223H167ZM258 228H259V226L258 225H256ZM130 227V226H129ZM190 227H191V229H190ZM163 229V233H162V229ZM168 228H169V230H168ZM245 228H247V229H249L250 230V227L248 228V227H245ZM244 228V229H245ZM251 228H253V227H251ZM167 230V231H166ZM249 230H246L245 229V231H248V232H246L247 234H246V236L249 238L250 237V234H248V233H250L251 232V230H254V228L253 229H251L250 230V232H249ZM256 230V229H255ZM254 230V231H255ZM156 231H157V233H156ZM166 231V232H165ZM253 231V232H254ZM156 233V235L154 234V233ZM168 232V233H167ZM161 233V234H160ZM166 234V237H164L165 236V234ZM192 233H194V234H192ZM252 233V232H251ZM254 233H256V231L254 232ZM168 234V235H167ZM161 235V236H160ZM253 235H255V234H253ZM253 235H251L252 237H254ZM158 236H160V237H158ZM102 237V236H101ZM157 238H160V239H157ZM164 240H162V239ZM192 238H195V235H194V237L192 236ZM191 238V236H190V239H189V241L187 242L188 243V247H189V249H191V251L193 250L192 248H193V246H192V244H191V242H193V243H195L194 242V239H192ZM251 238V237H250ZM103 240H104V238H102ZM166 239V240H165ZM170 239V238H169ZM255 238H252V242L254 243V241H256V239L254 240ZM191 240H193V241H191ZM156 241H157V243L159 244L160 243V241L162 242H164V243H161L162 245H161V247H160V245H158V246H156ZM168 242H169V240H167ZM123 242V241H122ZM121 242V243H122ZM108 242H106V244H107ZM109 244H110V242H109ZM129 246V249H127V252L126 251H124L125 252V255L123 256V254L124 253H122V256H123V259L126 261V263L127 264H129V262H130V264H132L131 263V261H135V257H139V259H140V261H141V263H139V264H142V257H141V255H143V254H139V250H142V251H144L145 252V250H148V249H145L144 248V245H136V244H138V243H134L135 245L134 246H136V247H133L132 245H127L125 242H123V246ZM189 244H190V246L192 247H190L189 246ZM111 245V248L113 247L112 246V244H110ZM109 245V246H110ZM122 245H121V247H122ZM165 246H168V243H167V245L166 244H164ZM194 245V244H193ZM256 242H255V244H253V246H254V254H255V250H256ZM141 247V248H140ZM146 247V248H147ZM110 248V247H109ZM115 248V250H116V247H114ZM125 248V247H124ZM145 250H144V249ZM120 251H118V252H123V247L121 248V249H123V250H121L120 248H118ZM149 249H151V248H149ZM158 249V250H159ZM162 249V250H163ZM166 249H167V247H166ZM112 251H113V249H111ZM109 251V249H108V256H109V252H111L110 253V256L109 257H111V255H115V253H113L112 251ZM114 250V251H115ZM125 250H126V248H125ZM153 249H151V250H149L150 252L152 251ZM161 250V249H160ZM141 251V252H142ZM149 251L147 252L146 251V253H149ZM154 251H157V250H153L152 252H154ZM116 252H117V250H116ZM136 252L138 253V255L139 256H136L137 254H136ZM140 252V253H141ZM143 252V253H144ZM161 252V251H160ZM160 252H158V253H160ZM163 252V251H162ZM161 252V253H162ZM113 253V254H112ZM155 253H157V252H155ZM155 253L153 254L152 253V255H150V254H148L150 257L152 256H155ZM161 253H160V255H161ZM164 253V252H163ZM167 254V251L164 253V254H162V255H166ZM157 256L159 255V254H156ZM158 256L159 257V259H163L164 257L162 256ZM135 256V257H134ZM167 256V255H166ZM193 256V255H192ZM114 257H116V255L114 256ZM158 257H154V259H158ZM113 257H111V259L109 260L110 261V264H119V263H117V259L115 260V261H111V260H114V259H112ZM132 258H134V260H132ZM167 258V257H166ZM129 259V260H128ZM139 259H136V260H138L139 261ZM158 259V261L160 262V260ZM162 259H161V262L160 263H162L164 260H165V258L163 259V261H162ZM131 260V261H130ZM139 261V262H140ZM241 261V262H240ZM112 262V263H111ZM164 262H166V261H164ZM162 263V264H165V263ZM238 262V261H237ZM239 262L240 263H242L243 262V260L242 259H240L239 260ZM239 262H238V264H239ZM177 263V262H176ZM134 264H136L135 262H134ZM138 264V263H137ZM243 264H246V262L245 263H243Z\"/></svg>", "mask_w": 264, "mask_h": 264}]
</instances>
